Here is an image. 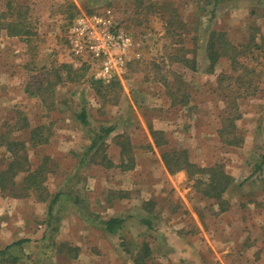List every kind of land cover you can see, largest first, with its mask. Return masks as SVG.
Listing matches in <instances>:
<instances>
[{"label": "rangeland", "instance_id": "obj_1", "mask_svg": "<svg viewBox=\"0 0 264 264\" xmlns=\"http://www.w3.org/2000/svg\"><path fill=\"white\" fill-rule=\"evenodd\" d=\"M195 1L0 0V24L22 20L30 32L0 35V169L12 160L9 143L20 142L32 166L47 162L49 193L62 192L50 240L46 202L0 190V264H134L144 242L151 247L144 264H264V43H250L264 37V0H225L215 12L209 4L199 12ZM80 16H106L132 42L109 81L99 75L104 57L76 46ZM211 30L248 45L236 70L221 59L207 71ZM168 90L177 100L186 95V103L173 104ZM82 108L91 128L115 126L104 141L105 161L83 158L92 135L75 118ZM150 125L166 130L167 144H152ZM36 126L48 138L43 144L29 140ZM231 133L238 143H229ZM126 139L130 170L118 166L117 142ZM172 148L200 165L222 162L235 180L223 207L201 197L183 171L165 168L161 153ZM80 157L87 163L78 164ZM107 158L111 168L102 165ZM68 194L86 198L100 218H125L124 226L113 236L100 232L75 217ZM17 240L24 241L5 249Z\"/></svg>", "mask_w": 264, "mask_h": 264}, {"label": "trees", "instance_id": "obj_2", "mask_svg": "<svg viewBox=\"0 0 264 264\" xmlns=\"http://www.w3.org/2000/svg\"><path fill=\"white\" fill-rule=\"evenodd\" d=\"M225 0H196L197 8L199 6V12L202 7L206 4L212 5V11L215 12L218 10V6L222 4ZM200 3V4H199ZM202 3V5H201ZM23 5H17L15 9L22 10ZM200 15V14H199ZM17 17L20 18V14H17ZM181 24L178 21V26ZM5 28L8 35L12 37L29 35V30L24 29V24L22 20L12 21L7 23L0 24V29ZM32 34V33H31ZM256 36H252L250 38V43H253L255 48H258L261 43H264V37L260 36V41L255 40ZM248 46V45H247ZM247 46L245 48H247ZM244 48V49H245ZM243 48H240V45H234L229 41L226 37L225 33L222 31L211 30L209 34L206 36V44L204 49V55L206 59V63H208L207 71L213 72L215 65L221 59H228L231 64V69L236 70V66L238 64L239 58L245 56V51ZM197 62L195 56L190 57V69H197ZM252 65H248L247 69L251 70L248 73H251L253 68H250ZM68 68V72H71L72 66L65 65ZM82 69L72 70L74 74L80 76L82 74ZM81 71V74H80ZM83 75V74H82ZM69 76V73H68ZM238 77V76H237ZM76 80V78H75ZM74 81V80H73ZM113 83V82H112ZM115 83V82H114ZM117 83V82H116ZM167 85V84H166ZM101 88H95V91L98 95H101ZM169 97L173 100L174 95L171 94V91L168 90ZM103 97V96H101ZM187 96L182 95L180 100L174 98V103H183L185 104L187 101ZM178 101V102H177ZM76 120L85 129L87 132H90L92 135V140L90 145L86 148L83 158L88 160H93V157L102 155L101 160H106V155L104 154V141L105 139L112 133L115 129L113 124L105 125L100 124L97 129L91 128L90 122L88 120V114L85 108H82L80 112L75 114ZM28 124H25V127ZM232 127V123L226 126L227 130ZM150 129V135L155 146L159 147L167 144V140L164 138V132L153 129L150 125L148 126ZM223 132V129H221ZM30 137L29 140L36 145L46 142L48 140L47 137H43L41 134V126L33 127L29 130ZM231 138L229 143L236 144L238 141H235L237 136L231 133ZM35 141V142H33ZM117 145L120 147V162L118 166L122 163L124 169H130L134 165V158L132 156L131 147L128 144V139L124 142H117ZM8 151L11 153V161L8 163L7 167L0 171V190L2 192L7 193L13 197H26L29 195H36L38 200L46 202L49 199L48 203V224L50 226V239L58 230V221L59 218L54 214V207L59 202L62 192H57L54 195H51L45 186L46 174H48V166L46 161H41L36 166H32L28 160L27 154L24 152V144H20V142H10L8 145ZM162 161L169 172L176 171H185L189 180H193L194 189L202 194L203 197L208 199H214L216 202L223 207L224 204V195L226 192L231 191L233 188V177L226 173L221 164H214L210 166H200L197 163L192 162L189 159L188 151L183 148H172L168 149L161 153ZM108 159V158H107ZM126 159V161L124 160ZM107 163L109 162L106 161ZM98 163H101L98 161ZM103 163V162H102ZM101 163V164H102ZM111 163V162H110ZM109 165H112L110 164ZM102 165H105L102 164ZM122 167V166H121ZM22 173L23 176L21 180L16 181L14 178ZM67 196V195H66ZM76 204H80L79 208L82 209V201L77 196H71ZM67 196V197H68ZM51 197V198H50ZM82 203V204H81ZM226 206V205H225ZM224 208H222L223 210ZM85 213H87L86 209H82ZM91 217V216H89ZM125 218L115 217L110 218L108 220H102L100 224L104 227L105 231L110 234H116L123 226ZM143 222L145 224H149V220L144 219ZM143 255H140L137 259H142V262L145 258L150 256V251L147 246L141 250ZM135 257V256H134ZM138 261V260H135ZM144 264V262L142 263Z\"/></svg>", "mask_w": 264, "mask_h": 264}, {"label": "built area", "instance_id": "obj_3", "mask_svg": "<svg viewBox=\"0 0 264 264\" xmlns=\"http://www.w3.org/2000/svg\"><path fill=\"white\" fill-rule=\"evenodd\" d=\"M76 46L83 45L94 56L104 57L100 77L109 81L125 65L127 49L132 45L130 38L111 29V21L106 16L81 17L72 28Z\"/></svg>", "mask_w": 264, "mask_h": 264}, {"label": "crops", "instance_id": "obj_4", "mask_svg": "<svg viewBox=\"0 0 264 264\" xmlns=\"http://www.w3.org/2000/svg\"><path fill=\"white\" fill-rule=\"evenodd\" d=\"M24 1V0H23ZM27 1H25L24 3H26ZM1 3V2H0ZM0 35L1 36H5V37H8V33H7V31H6V29L4 30V29H1L0 30ZM1 38V37H0ZM235 121V120H234ZM235 128V127H234ZM155 130H158V131H161V132H164V138L167 140L168 139V137L166 136V133H165V131L166 130H164L163 128H161V129H155ZM152 139V138H151ZM43 144V143H42ZM152 144L155 146V144H154V142H153V140H152ZM135 156V155H134ZM82 157V156H81ZM80 157V158H81ZM190 157V156H189ZM134 158V157H133ZM190 159V158H189ZM161 160H162V158H161ZM87 163V160L86 161H84V159L83 158H81L80 160H79V162H78V164H81V165H83V163ZM111 162V161H110ZM110 162H106L105 163V165H103V166H105V167H107V168H111L113 165H109V163ZM163 162V161H162ZM8 163L9 162H7L5 165H4V168H2V169H0V170H3V169H5L6 167H7V165H8ZM84 163V164H85ZM89 163V162H88ZM91 163V162H90ZM134 163H135V161H134ZM194 163H196V162H194ZM222 163V162H221ZM221 163H218L217 162V164H221ZM110 164H112V162L110 163ZM164 164V163H163ZM198 164V163H197ZM214 164H216V163H212V164H206V165H200V164H198V165H200V166H210V165H214ZM36 166V165H35ZM134 166V165H133ZM165 166V165H164ZM223 167V166H222ZM133 168V167H132ZM132 168H130V169H132ZM166 168V167H165ZM128 169V168H127ZM130 169H128V170H130ZM224 169V168H223ZM182 171V170H181ZM181 171H176V172H181ZM224 171L226 172V173H228L227 172V170H225L224 169ZM184 173H185V171H183ZM174 173V172H173ZM20 174H22V173H20ZM229 174V173H228ZM185 175H186V173H185ZM23 176V175H22ZM21 176V177H22ZM187 176V175H186ZM233 177V176H232ZM16 181H19V180H21V178L19 179V175H17L15 178H14ZM233 179H234V177H233ZM233 185H235V180H233V184H232V186ZM49 191V190H48ZM227 193V192H226ZM225 193V194H226ZM200 194V193H199ZM75 196H77V195H75ZM200 196L201 197H203L202 196V194H200ZM79 199H80V201H82V207L84 208V209H86L87 210V213H85L82 209H80L79 208V206H80V204H76L75 205V210L76 211H78V213H79V215H74L76 218L78 217V219H84L85 220V222H89V223H91V224H93L94 226H97L98 227V229H100V232H102V233H105L106 235H115V234H110V233H108L107 231H105V229H104V227L100 224V222L102 221V220H108V219H110V218H115V217H119V216H114V215H109V216H106V217H103V218H100V216H98V215H96V214H93V212H91L90 211V208L88 207V203L86 202V198H82V197H80V196H77ZM51 198V197H50ZM98 198H100V197H98ZM204 199H206V200H209V201H214L218 206H219V204L216 202V200H214V199H208V198H206V197H203ZM224 199V198H223ZM50 200V199H49ZM49 200L48 201H46V204H47V216H48V203H49ZM101 200V203H103L102 201V199H100ZM97 213V212H96ZM89 216H91V217H89ZM120 218H122V217H120ZM126 221V220H125ZM125 221H124V224H125ZM48 222V221H47ZM96 223H98L99 225H101V226H98V224H96ZM124 224H123V226H124ZM122 226V227H123ZM83 229V228H82ZM122 229V228H121ZM120 229V230H121ZM119 230V231H120ZM118 231V232H119ZM54 236V235H53ZM53 236H52V238L50 239V233H49V236H48V239H50V240H52L53 239ZM46 237V234L44 233V235L42 236V239L43 238H45ZM24 240H17V241H15V242H12V243H10V244H7V246L5 247V249L6 250H9L10 248H12L13 246H18V245H20V244H22V242H23ZM145 246H147L148 248L150 247V245L149 244H146L145 242L144 243H142L141 244V246L140 247H137V249H138V251L137 252H135V257H134V264H142V259H137V258H139L140 257V255H141V250L142 249H144V247ZM1 247V246H0ZM2 248V247H1ZM151 248V247H150ZM150 248H149V251H151L150 250ZM1 253V252H0ZM150 256H151V254H150ZM14 258V257H13ZM135 260H138V261H135ZM144 262H145V260H144Z\"/></svg>", "mask_w": 264, "mask_h": 264}]
</instances>
